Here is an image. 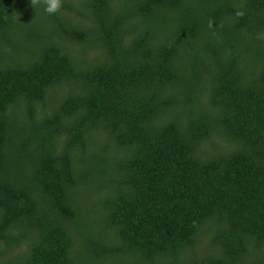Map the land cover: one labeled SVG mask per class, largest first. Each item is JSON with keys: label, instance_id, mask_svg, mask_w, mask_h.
<instances>
[{"label": "trees", "instance_id": "obj_1", "mask_svg": "<svg viewBox=\"0 0 264 264\" xmlns=\"http://www.w3.org/2000/svg\"><path fill=\"white\" fill-rule=\"evenodd\" d=\"M0 0V264H264V0Z\"/></svg>", "mask_w": 264, "mask_h": 264}, {"label": "clouds", "instance_id": "obj_2", "mask_svg": "<svg viewBox=\"0 0 264 264\" xmlns=\"http://www.w3.org/2000/svg\"><path fill=\"white\" fill-rule=\"evenodd\" d=\"M41 2V0H30V3L32 6H34L35 4ZM44 4H45V11L47 13H56L60 7H61V3L62 0H43Z\"/></svg>", "mask_w": 264, "mask_h": 264}]
</instances>
